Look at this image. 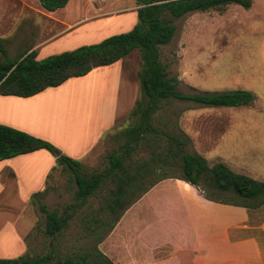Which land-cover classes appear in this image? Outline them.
I'll use <instances>...</instances> for the list:
<instances>
[{"label":"rangeland","instance_id":"1","mask_svg":"<svg viewBox=\"0 0 264 264\" xmlns=\"http://www.w3.org/2000/svg\"><path fill=\"white\" fill-rule=\"evenodd\" d=\"M255 3L262 5V8L257 5L255 12L251 14L249 9L231 5L230 7H238L240 11L230 13L226 21L222 22L208 19L206 22L204 17L207 14L202 12L190 13L175 21L176 35L169 45L161 48L160 61L166 67L169 77L178 78V89L182 93L238 90L260 92L255 84V72L258 75L260 68L256 55L261 44V34L250 33V27L244 26L246 24L237 26L236 22H232L235 19L256 20L259 16L262 17L263 0H255ZM134 6L136 0H69L65 8L53 13L42 10L38 0H0V40L4 41L9 56L13 59H18L32 47L50 43L45 47V44L42 45L38 51V59L42 60L130 32L137 24L136 15L128 12L102 20L97 19V15ZM223 11L224 8L213 10L209 15L213 18L216 12ZM132 16L133 23H124ZM57 19L76 25L72 30L64 31L65 27ZM219 30L221 31L218 32ZM123 61L128 62L126 74L129 78L134 77L139 85L140 51L134 50ZM101 81L102 83L95 85L91 81L83 82L78 89L66 90L59 100L73 113L83 103L94 100L96 95L102 100L110 99V96L117 98L114 77L108 76L98 82ZM152 123L161 132L189 139L186 151L199 154L210 166L223 163L237 174L264 182V100L255 101L250 106L218 108L177 100L164 105L153 116ZM131 125L132 121L129 119L120 121L105 135L86 161L79 160L84 162L82 171L86 176L99 174L105 169L108 155L118 153L126 141L120 134ZM166 145L165 137H155L153 142L146 141L132 154L131 162L133 165L147 162L155 153L165 152ZM23 161L27 164L32 162ZM24 163H20V167ZM19 172H34V169L31 166L20 169ZM156 179L157 176L150 177L145 182V188ZM21 182L22 186L31 190L37 188L35 182L27 183L23 178ZM46 187V194L39 200L33 202L34 194L32 195L30 207L26 211H21L22 203L13 202L14 210L11 212L14 217H19L17 224L20 225L17 228L21 232L28 227L25 235L27 245L22 251L0 244V259L42 256L52 252L53 264H57L89 252L110 232L115 216L107 209L106 203L112 198L111 191L116 189L114 185L102 186L89 204L83 207L75 206L78 203L75 197L77 187L69 170L52 168ZM11 204V201L0 197V211ZM41 205H46L49 211L59 210L62 213H72L71 207L75 206L74 218L54 239L45 235L47 220ZM117 213L120 214L121 211L118 210ZM3 221L0 220V227L4 225Z\"/></svg>","mask_w":264,"mask_h":264},{"label":"trees","instance_id":"2","mask_svg":"<svg viewBox=\"0 0 264 264\" xmlns=\"http://www.w3.org/2000/svg\"><path fill=\"white\" fill-rule=\"evenodd\" d=\"M42 9L56 12L65 8L69 0H38ZM137 24L127 33L114 35L103 41L83 45L73 51L52 55L38 60L37 52L27 50L18 59L9 56L4 41L0 40V96L29 98L47 89L57 88L73 78L88 75L93 70L117 63L138 49L141 69L138 75L140 99L128 117L132 125L120 135L126 141L119 152L108 155L105 169L96 175L86 176L81 162L61 154L52 143L26 132L0 125V162L39 150H47L56 158L57 168L67 169L75 181L76 207H83L106 184L116 187L107 209L115 216L110 230L122 215L151 188L167 179H178L194 186L208 201L256 210L264 206V182L237 174L225 164L210 166L199 154L186 151L189 139H180L159 131L152 123L153 116L173 101H186L205 107H244L252 105L257 97L244 90L232 92H204L184 94L179 80L169 77L161 63V48L169 45L177 32L175 21L190 13L221 10L229 5L245 9L252 7V0H136ZM167 139L166 151L155 153L147 162L133 165L132 154L142 143L153 138ZM153 176L157 179L145 188V182ZM47 190L33 195V202ZM59 210H41L46 215L45 235L54 239L62 233L75 216ZM121 211L120 214L117 211ZM99 245V244H98ZM98 245L85 254L59 261L57 264H114ZM52 252L42 256L18 259H0V264H53Z\"/></svg>","mask_w":264,"mask_h":264},{"label":"crops","instance_id":"3","mask_svg":"<svg viewBox=\"0 0 264 264\" xmlns=\"http://www.w3.org/2000/svg\"><path fill=\"white\" fill-rule=\"evenodd\" d=\"M252 3L249 14L255 12L258 5L255 0ZM230 6L222 13L216 12L213 18L209 15L213 10L202 12L207 14L204 19L206 22L207 19L226 21L230 13L240 11L238 7ZM137 10L136 4L125 10L100 13L97 19L128 12L137 17ZM134 16L124 23L134 21ZM57 22L65 27L64 31L72 30L76 25L59 19ZM232 22L237 26L246 24L250 33L261 34L256 55L260 68L258 75L255 72V84L260 92L254 94L256 101L264 100V12L256 20L235 19ZM44 44L32 47L31 51L35 50L38 55ZM124 59L33 97L0 96V125L42 138L71 159L86 161L105 135L120 121L128 119L140 96L138 81L129 78L125 72L128 62ZM108 76L114 77L117 98L110 96V99L102 100L96 95L94 100L83 103L73 113L59 100L68 89H78L83 82L102 83L98 81ZM23 160L32 162L27 164ZM18 162H23L24 166L20 167ZM31 166L34 172H19ZM56 167V158L47 150L0 162V197L12 202L0 211V220H4L0 227V244L4 243L12 250L26 248L28 227L21 232L17 228L19 217H14L11 212L13 202L22 203L21 211L29 209L32 195L46 190L49 172ZM22 178L27 183L35 182L37 188L31 190L22 186ZM99 249L114 264H264V206L252 210L214 203L205 199L194 186L178 179H167L151 188L122 215L99 244Z\"/></svg>","mask_w":264,"mask_h":264},{"label":"water","instance_id":"4","mask_svg":"<svg viewBox=\"0 0 264 264\" xmlns=\"http://www.w3.org/2000/svg\"><path fill=\"white\" fill-rule=\"evenodd\" d=\"M61 154H62L61 152H57V153H56V157H57V158L60 157Z\"/></svg>","mask_w":264,"mask_h":264}]
</instances>
